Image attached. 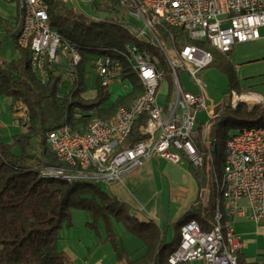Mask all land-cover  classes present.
<instances>
[{"label": "trees", "instance_id": "obj_1", "mask_svg": "<svg viewBox=\"0 0 264 264\" xmlns=\"http://www.w3.org/2000/svg\"><path fill=\"white\" fill-rule=\"evenodd\" d=\"M16 1L18 4L14 15H0V26L4 30L0 50L3 40L11 39L18 53L11 59L0 56V98L9 99L10 106L15 102L24 104L27 107V120L20 123L23 131L13 134L11 142L4 141L0 133V264H73L69 255L57 246L61 225L71 224L72 209L85 210L90 216L88 224L92 227H97L98 219L108 221L109 217H113L126 231L143 240L145 251L141 255L129 259L119 254L117 264H168L167 258L176 248L179 235L174 240L166 241L157 223L151 219L140 220L129 203L108 192L100 182L68 180L42 174L46 168H67L47 144L50 131L63 124L79 131L92 118L110 117L120 106L128 104L142 92L135 72L126 68L122 79L128 82L127 91L110 101L109 92L100 85L95 75L94 86L89 93L88 77L94 73V58L98 55L117 56L116 51L135 43L148 51L152 60L165 69V80L171 91L169 67L160 50L148 40L136 38L126 29L123 23L125 7L119 0L98 1L95 9L109 14L102 18H92L61 0H44L48 4L50 27L76 46L80 60L76 65L74 81L61 79L62 63H48L47 77L43 79L30 66L29 44L20 47L16 42L22 29L23 13L22 0ZM156 28L165 42L178 50L185 44H195L215 51L208 44L202 45L200 40L191 39L183 28L163 23ZM211 64L228 78V99L214 107V116L210 119L212 171L205 207L202 209L198 194L187 212L174 223L178 232L180 225L190 218L198 219L202 228H209L200 216L202 212L211 216L216 201L222 198L217 182L225 142L230 137L226 129L230 124L227 123L237 130L244 126L264 125V103L248 106L245 102H239L236 107L231 106L230 91L240 90L234 67L215 57ZM146 117L143 114L135 120L120 148L132 146L143 138L142 127ZM196 128L194 142L201 150L204 124H198ZM187 163L200 193L206 184L205 175ZM108 231L111 238V227H108ZM238 264H243L239 256Z\"/></svg>", "mask_w": 264, "mask_h": 264}, {"label": "built area", "instance_id": "obj_2", "mask_svg": "<svg viewBox=\"0 0 264 264\" xmlns=\"http://www.w3.org/2000/svg\"><path fill=\"white\" fill-rule=\"evenodd\" d=\"M99 0H67V3H82L96 7ZM110 2V0H104ZM125 7L124 26L133 35L136 30H143L148 41L163 49V59L172 66V77L176 79V93L170 102L167 81L163 67L156 65L150 53H145L139 45L130 43L125 46L129 57H134L139 73L147 80L148 99L133 103L130 109L121 110L114 120L95 126L90 132L72 129L61 125L49 132L47 144L57 158L65 163L64 168H46L43 172L61 173L73 179H100L111 184L151 157L164 159L177 164L182 160L189 162L205 175V185L199 197L205 207L207 197V175L210 166L208 135L211 122L204 125L201 150L195 144L197 136V114L206 110L214 116V107L206 105L205 84L198 75L199 71L211 62L193 50L192 44H185L179 50L170 46L160 36L157 25L167 24L173 27L188 28L189 37L200 40L203 44L216 46L222 54L232 50L237 42L260 38L259 28L264 26V0H143L135 4L134 0H119ZM22 29L17 36L18 46L29 44L33 65L43 79L47 77V65L63 64L61 79L72 82L76 77V65L80 60L78 50L55 34L45 19L41 0H22ZM129 16L141 24L128 22ZM94 73L100 85L108 91L110 85L121 82L128 89V82L118 66L109 61L108 55H98L93 60ZM179 69L186 71L197 92L185 90L179 79ZM165 87L166 99L159 101V93ZM251 96H254L251 94ZM232 107L239 102L248 106L250 99H236L230 92ZM140 107L151 109V116L142 127L143 138L128 147L121 155H113L109 144H117L118 137L125 136L129 120ZM13 118L19 123L25 122V105L18 103L12 109ZM1 127V124H0ZM229 172L227 174L228 209L230 240H223L219 224H202L193 222L183 225L182 243L179 251H172L169 257L174 264H238L242 247L240 234L236 233L230 218L247 217L255 222L264 219V125L259 129L237 130L230 135ZM106 156H113V163H106ZM89 159H96V172L83 175V167ZM205 215V212H203ZM206 217H213L206 215Z\"/></svg>", "mask_w": 264, "mask_h": 264}, {"label": "rangeland", "instance_id": "obj_3", "mask_svg": "<svg viewBox=\"0 0 264 264\" xmlns=\"http://www.w3.org/2000/svg\"><path fill=\"white\" fill-rule=\"evenodd\" d=\"M16 0H0V15L3 17H11L16 12ZM77 10L83 11L92 18H102L109 14L104 11H97L95 8L87 4H78L70 2ZM128 22L134 24H141V21H135L129 16ZM4 30L0 26V39L4 36ZM260 38L254 40H247L237 42L232 46V50L228 53L222 54L215 50L211 51L213 58L216 60H225L231 64L236 73L240 90H236L238 94H253L264 103V26L259 28ZM17 51L14 49L11 39L3 40L1 45L0 56L4 59H11L17 56ZM179 79L181 85L185 90L197 92L200 89L194 84L189 74L179 69ZM205 84L204 92L206 95V105L217 106L220 103H225L228 99V78L215 65H209L201 69L198 73ZM95 74L92 72L88 77V88L94 86ZM129 88V87H128ZM127 91L122 86V83L117 82L110 85L108 92L110 94V101L118 94ZM165 87H162L159 93V101L166 99ZM241 92V93H239ZM172 94L170 102L172 101ZM9 99L0 98V133L4 141L11 142L13 134L23 131L22 124L13 118V106L18 104L15 102L10 106ZM212 117L206 110L200 111L197 114L196 125L207 124ZM230 124V125H229ZM226 129L228 133L233 134L237 129L227 123ZM210 129V128H209ZM209 135V131H208ZM200 149V148H199ZM182 161L176 168L172 167L173 184L178 186V178L183 181L182 169H188L187 162ZM101 186L108 191V186L105 182H100ZM169 185V184H168ZM168 185H165V199L162 205L171 211L177 205L175 203V194L172 198L168 195ZM169 198V199H168ZM209 216V215H208ZM90 216L85 210L72 209L70 225L62 224L59 229V240L57 246L59 249L66 252L73 264H117L119 254L123 257L126 255L129 259H133L141 255L144 251L143 240L137 235H134L124 229L121 223L117 222L113 217H109L108 221L104 219L97 220V227H92L88 224ZM167 223L166 241H171L177 238L179 232L173 223ZM108 227H111L113 236L109 238L110 234ZM165 227V226H164ZM190 264V263H185ZM198 264V263H194Z\"/></svg>", "mask_w": 264, "mask_h": 264}, {"label": "crops", "instance_id": "obj_4", "mask_svg": "<svg viewBox=\"0 0 264 264\" xmlns=\"http://www.w3.org/2000/svg\"><path fill=\"white\" fill-rule=\"evenodd\" d=\"M180 163L151 157L140 167L125 173L120 180L107 184L108 192L129 203L140 220H153L166 234V222L174 224L180 220L199 194L197 182L189 169H182L183 181L178 178V186L173 184L171 168ZM166 184H169L168 195L172 198L174 193L176 198L177 205L172 211L162 205ZM230 221L233 230L241 236L239 257L243 264H264V219L255 222L235 215Z\"/></svg>", "mask_w": 264, "mask_h": 264}, {"label": "bare ground", "instance_id": "obj_5", "mask_svg": "<svg viewBox=\"0 0 264 264\" xmlns=\"http://www.w3.org/2000/svg\"><path fill=\"white\" fill-rule=\"evenodd\" d=\"M43 3V9H44V14H45V19L47 22L48 20V4L44 1L41 0ZM64 4H68L67 0H61ZM135 4H142L143 0H134ZM187 31L189 35V29L188 28H183ZM54 30V29H53ZM55 34L60 35L56 30H54ZM134 36L138 39L142 40H148V35H146L143 30H136L134 33ZM62 40H64L61 37ZM68 44H72L71 42L64 40ZM152 43V42H151ZM153 44V43H152ZM156 48L159 49V45L153 44ZM206 45V44H203ZM211 48L216 50V46H213L211 44H208ZM73 49L77 50L76 46L73 44ZM192 49L193 50H200L199 45L192 44ZM162 56H163V49H159ZM145 53H149L148 51L144 50ZM117 56L113 55H108L109 56V61L115 63L118 66V69H121L123 73L125 74L126 68L129 71L135 72V75L137 76L139 82L141 83L142 86V92L133 98L128 104L120 106L110 117L106 119L102 118H92L85 127H83V132H90V130H93L95 126H101L104 124H107L111 121L114 120V117H116L121 110H128L132 106L133 103H136L137 101H146L148 99V85H147V80L145 77H143L142 74L139 73L137 63L134 60V57H129V50L128 48H124L121 51H116ZM201 54L205 55L206 59H208L210 62L213 60V55L212 52L203 46H201ZM155 63V62H154ZM157 65V64H156ZM30 66L33 70H35L37 73V69L33 65V59H30ZM169 67V78L171 79V86L172 89L169 91L168 89V95H175L176 93V79L172 77V66L170 64H167ZM165 69L163 68V75L165 76ZM166 81V80H165ZM168 86V83H167ZM235 95L236 99H250V103H257V97L256 96H251V94H238L236 90H231ZM147 115L146 119H149L151 116V109H148L147 107H140L137 109L135 115L133 116L132 119L129 120V125L126 130L125 136H120L118 137V143L117 144H109V151H112L113 155H121L124 154V152L128 151L127 148H120L122 143L125 141L127 136L129 135L131 128L135 122V120L141 116V115ZM25 115L27 116V107L25 106ZM67 125V124H64ZM262 125L256 126H244L240 128L239 130H245V129H259L261 128ZM230 148H231V140L230 137L227 138L224 146V154H223V162L220 168V178L217 182L218 188L221 190V199L217 200L215 203V209L212 213L213 217H206L201 213L200 218L205 222L206 224H219V231L220 233H223V240H230V233H229V218H228V209L226 207V202H227V196H228V187H227V174L229 172V155H230ZM211 151V143L208 144V153ZM211 154H210V165H211ZM106 163H113V156H106ZM211 171L209 170L208 175H207V183L209 182V179L211 177ZM96 172V159H89V162L84 165L83 167V175H90L91 173ZM43 175L45 176H53V177H59V178H65L69 180V177L67 175H61V173H48V172H42ZM80 180H89L92 182H101L100 179H80ZM207 194H208V184H207ZM193 222H196L197 224H201V222L196 219V218H190L189 220L183 222L180 227H179V242L176 246V248L173 251H179V245L182 243V234H183V225L184 224H191ZM168 264H174V260H172L169 256L167 258ZM148 264H155L154 262H150Z\"/></svg>", "mask_w": 264, "mask_h": 264}]
</instances>
